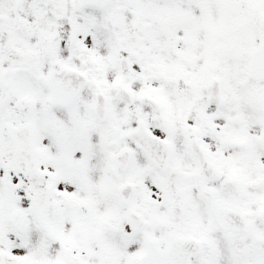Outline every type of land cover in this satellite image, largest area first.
<instances>
[{
    "label": "snow or ice",
    "instance_id": "6c2138e0",
    "mask_svg": "<svg viewBox=\"0 0 264 264\" xmlns=\"http://www.w3.org/2000/svg\"><path fill=\"white\" fill-rule=\"evenodd\" d=\"M0 264H264V0H0Z\"/></svg>",
    "mask_w": 264,
    "mask_h": 264
}]
</instances>
